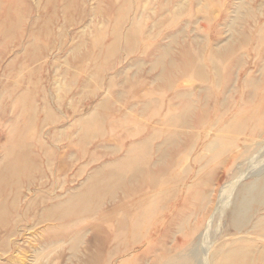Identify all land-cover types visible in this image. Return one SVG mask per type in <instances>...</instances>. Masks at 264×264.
Returning <instances> with one entry per match:
<instances>
[{"label": "bare ground", "instance_id": "bare-ground-1", "mask_svg": "<svg viewBox=\"0 0 264 264\" xmlns=\"http://www.w3.org/2000/svg\"><path fill=\"white\" fill-rule=\"evenodd\" d=\"M9 12L2 17L1 35L13 28ZM227 22L230 35L221 46L209 47L197 37L186 40L181 28L170 35L169 45L157 43L147 49L146 58H151L147 71H155L153 82L172 95L163 118L154 123L156 112H147L153 99H145L144 116L137 104L128 103L132 140L114 162L96 166L73 189L60 180L59 190H53L50 185L58 181L59 173L85 158V154H69L66 147L51 162L52 169L42 170L38 180L26 184L30 195L20 193L19 186L0 194L3 237L17 234L11 226L13 212L34 221L24 228L30 231L27 243L33 254L27 264H60L67 245L71 258L87 252L95 239L89 234L96 227L92 222L108 199L118 209L120 225L127 223L116 232V239L127 236L125 250L132 246L117 264H171L178 254L193 251L198 239L206 244V264H264V91L259 105L253 102L258 88L264 86V0H241L234 18ZM197 43L203 47L196 48ZM145 60L132 63L135 72L129 81L133 87L146 71ZM114 86L117 90L118 84ZM121 86L125 89V83ZM116 90L115 101L109 100L112 107L123 98L122 91ZM228 117L232 118L229 124ZM11 139L5 145L6 157L16 152ZM121 150L122 146L116 152ZM184 159L190 165L181 170ZM97 160L86 161L79 176ZM26 163L24 158L17 159L7 177H19ZM219 170L230 179L216 183ZM109 178L113 186L106 184ZM216 219L219 224L222 219L226 222L219 236L212 232ZM142 243L144 250L134 254V246ZM117 244L123 243L118 240ZM83 260L81 264L89 263Z\"/></svg>", "mask_w": 264, "mask_h": 264}, {"label": "rangeland", "instance_id": "rangeland-1", "mask_svg": "<svg viewBox=\"0 0 264 264\" xmlns=\"http://www.w3.org/2000/svg\"><path fill=\"white\" fill-rule=\"evenodd\" d=\"M0 1V33L4 29L2 17L9 9L13 27L7 35L0 34V194L13 192L19 186V192L25 196L30 195L26 184L38 180L37 176L42 170L52 169L51 162L66 147L70 150L69 154H85V158L72 164L66 172L59 173L58 181L50 185L53 190H59L60 180L67 181V188L77 187L92 174L96 166L114 162L122 152L125 153L132 140L128 131L133 125L128 103L137 104V109L144 116L146 107H143V103H148L145 99H153L155 102L150 103L147 112H156L151 120L154 123L163 118L165 103L172 95L171 91L153 82L155 71H147L151 59L146 58L147 49L157 43L169 45L170 35L181 28L185 29L186 40L197 37L198 41L210 44L209 47L221 46L230 35L226 23L234 18V10L241 2ZM207 13L210 14L208 18ZM197 44L196 48L203 47V44ZM142 60H145L146 71H142L139 78L133 77L138 78L133 87L129 81L135 72L132 63ZM182 60L178 59V62ZM121 82L125 83V89ZM114 83L118 84L117 90L122 91L123 98L112 107L109 100L115 101ZM262 88H258L261 89L259 96L256 95L253 100L256 106L260 103ZM135 96L144 97L138 99ZM103 100L107 101L104 103ZM121 104L123 107L119 106ZM85 119L88 122L83 123ZM231 119L226 118L228 124L232 122ZM160 127L168 128L166 125ZM10 137L16 152L14 150L11 157H6L5 145ZM201 142L198 141V144ZM66 144L71 145L68 147ZM120 146L121 153L116 152ZM92 157L98 160L88 164L82 176H79V169L83 170L85 162ZM20 158L28 161L26 169L19 177H7ZM179 165L181 170H186L190 161L185 160ZM215 179L216 183L221 184L230 178L219 170ZM113 183L110 178L106 181L109 186H113ZM4 185L8 188L5 189ZM31 192H34L33 188ZM112 203L109 199L105 201L104 210L92 222L96 227L91 226L89 234L95 239L88 251L80 254L78 259L71 258L67 245L62 251L64 256L60 264H81L84 258L89 260L88 264H117V259L130 251L131 245L125 250L129 237L121 235L116 239V232H121L127 223L120 225L118 209ZM33 223L31 218L20 219L16 213H12L11 226L17 234L6 237L0 234V264H27V258L33 254L29 252L27 243L31 241L30 231L24 228ZM225 228V219L221 220V224L216 219L212 232L216 230L215 235L219 236ZM118 240L123 244H117ZM198 244L199 239L193 251L178 254L177 260L171 264L180 261L206 264L203 258L206 259V244ZM133 249L134 254H139L144 250L143 243Z\"/></svg>", "mask_w": 264, "mask_h": 264}]
</instances>
